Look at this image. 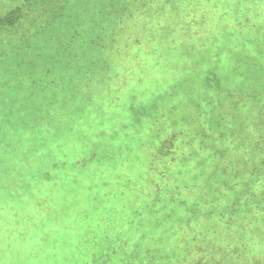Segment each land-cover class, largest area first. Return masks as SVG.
Returning <instances> with one entry per match:
<instances>
[{
    "label": "rangeland",
    "instance_id": "obj_1",
    "mask_svg": "<svg viewBox=\"0 0 264 264\" xmlns=\"http://www.w3.org/2000/svg\"><path fill=\"white\" fill-rule=\"evenodd\" d=\"M100 2L73 0L62 18L38 34L40 22L35 28L21 24V33L0 28V152L10 145L8 157L19 163L10 171L21 175L10 189L7 183L0 186V264H70L74 238L82 245L89 237L118 236L122 169L135 170L131 177L147 181L149 193L157 184L181 185L183 196L195 202L198 192L183 186L178 160L193 155L197 142L185 141L201 132V122H264V0H181L178 9L143 0L142 8L113 10L144 12L117 27L102 23L98 12L108 5ZM18 3L0 0V17ZM111 29L114 47L100 53L96 41L111 45L103 39ZM215 139L224 155L205 165L208 175L214 164L260 163L249 162L263 154L253 147L239 156L233 152L236 142L250 140L244 129ZM28 142L36 145L30 158ZM42 142L46 164L52 159L47 168L59 158L66 161L65 179L55 185L45 182L54 180V173L39 168ZM164 145L170 150L162 153L172 161L163 159ZM92 154L96 157L89 161ZM78 160H84L82 167ZM198 162L199 155L193 156L189 168L202 170ZM150 165L154 173L147 171ZM155 171L165 177L157 181ZM240 179L234 182L238 187L247 182L255 184L254 193H264V178L255 182L245 174ZM214 219L217 228L221 219ZM244 220L243 230L230 227L222 235L209 225L196 228L193 241L191 233L180 236L186 228L181 223L173 222L165 237L163 229L155 230L165 222L161 211L143 232L163 236L161 242L176 251L197 240L198 251L213 253L216 264H264V233L248 234ZM198 221L208 223L204 216ZM171 235L178 238L168 243ZM228 235L226 242L211 243Z\"/></svg>",
    "mask_w": 264,
    "mask_h": 264
},
{
    "label": "trees",
    "instance_id": "obj_2",
    "mask_svg": "<svg viewBox=\"0 0 264 264\" xmlns=\"http://www.w3.org/2000/svg\"><path fill=\"white\" fill-rule=\"evenodd\" d=\"M17 0H11L14 2ZM148 2H153L154 4L164 3L165 6L171 7L170 9H178L177 6L181 0H145ZM73 3V0H19V3L14 6L10 11H7L5 15L0 17V28L5 26L12 28L10 33L20 32L19 26L21 24L31 23V27L35 28L37 23H41V26L36 29V34L50 27L54 21L58 18H62L65 14L66 8ZM99 5L107 6V9L98 12V17H103V24H108L110 22H116L117 26L123 23V19L139 17L144 12L138 11L137 13H129L127 11L115 13L117 7L123 8L124 10L132 9L134 5L142 8L146 5L143 0H102L98 3ZM98 5V6H99ZM109 7V8H108ZM105 13L106 15H104ZM223 13V12H221ZM215 13V14H221ZM40 15V16H39ZM192 15L191 13L189 14ZM142 16V18L146 17ZM252 18V15L247 14L246 21ZM56 19V20H55ZM115 24V23H114ZM29 25V24H28ZM37 27V26H36ZM117 31V30H116ZM9 32V31H7ZM109 32H114V29L106 31L103 39H110L111 45H104L100 41L97 42V47L99 52H108V49L114 47L113 43L115 41L114 36L109 34ZM91 33L98 35L94 30ZM35 34L33 33L32 36ZM19 46L15 48L18 50ZM264 70V67H263ZM194 128L197 126V122L190 123ZM188 124V125H190ZM200 133L195 134L194 139L186 140L187 145H191L193 141L197 142L196 149L192 150V154H189V158H183L178 160L179 169L178 174L185 179L184 187L197 190L196 201L192 202L191 196L184 197L181 193L182 186H172L167 188L166 186H160L159 184L155 187L152 193L150 190V185L147 181L138 178H132L131 175H135L137 172L134 170L130 172L127 169H122L118 175L120 181V191L118 192V197L120 204L118 206V215L116 216L120 219L118 221V236L107 237L99 240L96 236L87 238L86 241L81 245L80 239H73V251L70 252V264H216L217 258L214 257L213 253H201L198 250L199 243L196 240L195 249L193 245H190L188 250L178 247L177 251L170 246H165L162 243V237L166 235L168 231L171 230V225L173 222L181 223V226H186L182 228L181 235H186L191 233L193 241L197 236L196 228L209 225L210 230H214L216 227L213 226L212 220L214 217L221 219L219 224L218 234L222 235L227 233V229L235 228V226L244 229L243 223L245 219L249 222L245 226V231L248 234L262 235L264 233V193L259 195L254 193L253 190L255 184H249L243 182V188L238 187L234 182H239L241 177L245 174L250 176V180L255 182L261 181L264 178V122H201ZM188 129V128H187ZM241 129L246 131V135L253 139L254 142L250 144L248 142L240 143L236 142L238 146L233 149L234 153L241 155L243 151H249L251 147L255 150L263 152L258 158H251L252 161H257L261 159L258 165L249 164L251 167L246 168V165H237L230 163L225 166L212 165L210 173L205 171V165L210 163H215L218 158L224 154L217 152V146L213 145V142H217L219 137L224 139L230 134H236ZM186 131V130H185ZM10 146V145H9ZM5 154L0 152V186L7 183V189H10L13 185L21 182L19 173H15L11 170V166L17 167L19 165L17 157H8V148ZM36 145L33 143H27L26 153L30 158L33 154V148ZM42 149V158L40 161L41 170L45 174L54 173L53 178L49 181H45L49 185H55L56 181H63L65 179L64 173L66 172V161L58 159L53 162L52 168H47L50 164H46L44 151L46 149V143L42 142L40 145ZM163 147L166 148L164 145ZM161 149V147H160ZM170 150L169 147L166 149H161V155L163 159H167L168 162L172 161L173 158L163 154ZM225 151V150H223ZM163 152V153H162ZM39 149L36 151V156L38 157ZM143 154L141 156H145ZM148 155V154H147ZM199 155L200 162L197 163L198 167H202V170L190 169L188 161L193 159V156ZM96 157L95 154L91 155L89 161ZM162 159L159 158L160 162ZM150 162H155L152 158L148 160ZM248 162V163H249ZM77 163L82 167L84 165V160H78ZM5 164L7 168H5ZM38 168V169H39ZM153 167H147V171L152 172ZM125 172L124 176L122 172ZM158 171V170H157ZM155 171L157 177L156 180H160L165 177V174L159 175ZM144 175H149L143 172ZM131 180V183L127 180ZM134 180V181H133ZM126 183H129L125 186ZM251 185L252 188H249ZM125 186V188H124ZM204 189V190H202ZM169 194H172L169 196ZM177 196H183L182 199H177ZM222 197L224 203L218 205V200ZM191 200V201H190ZM130 210V211H129ZM152 214L150 215V212ZM162 211L163 219L165 222L153 224L150 222L152 217H155L158 213ZM150 215V217H149ZM206 217L208 223L199 224L198 220L200 217ZM149 217V220L147 218ZM212 219V220H211ZM196 220V221H195ZM216 221V220H215ZM149 225V229L154 225L155 230L163 229V236L149 237L143 232V229ZM201 225V226H199ZM209 232L208 229L205 233ZM243 231L239 230V233ZM143 233V234H142ZM165 233V234H164ZM238 233V234H239ZM199 234V233H198ZM240 235V234H239ZM230 235L221 238H211V243L215 241L226 242ZM163 237V239H164ZM178 236L171 235L168 238V243L175 242ZM151 240V242L149 241ZM80 246H83L82 250ZM169 247V248H168ZM203 247V246H202ZM195 250L199 253V258L191 255V251ZM227 251V247L223 249ZM205 253V254H204ZM201 254V255H200Z\"/></svg>",
    "mask_w": 264,
    "mask_h": 264
}]
</instances>
